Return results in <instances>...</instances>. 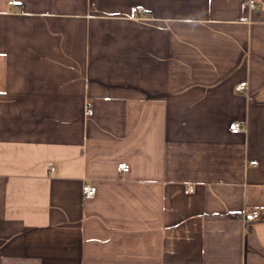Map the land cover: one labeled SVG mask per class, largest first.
<instances>
[{"label":"crops","instance_id":"0c3cea01","mask_svg":"<svg viewBox=\"0 0 264 264\" xmlns=\"http://www.w3.org/2000/svg\"><path fill=\"white\" fill-rule=\"evenodd\" d=\"M14 1L0 264H264V0Z\"/></svg>","mask_w":264,"mask_h":264},{"label":"built area","instance_id":"2783aa9c","mask_svg":"<svg viewBox=\"0 0 264 264\" xmlns=\"http://www.w3.org/2000/svg\"><path fill=\"white\" fill-rule=\"evenodd\" d=\"M14 2H15L14 0H9L10 4H13ZM245 5L249 6V7H255L256 6V0H246ZM136 12L138 13V16L140 19H144V18H147L150 16V13H148V11H146L143 7H138L136 9ZM246 86H247V81H242L241 83H239L237 85L236 88L238 90L242 91V90H245ZM88 113H90V114L93 113V109L89 108ZM245 129H246V127L244 126V123L241 120H234L231 123V130L234 133L244 131ZM252 163L256 164L257 161H252ZM129 168L130 167L127 163H123L120 165V169L124 172L128 171ZM82 189H83L84 196L87 198H91L97 193L98 187H97V185L92 184V183H85L83 185ZM192 189H193L192 186H190L188 188V191L192 190ZM259 217H260V211L258 209H254L252 211H246L242 214V219L246 223H252L254 220L258 219Z\"/></svg>","mask_w":264,"mask_h":264}]
</instances>
